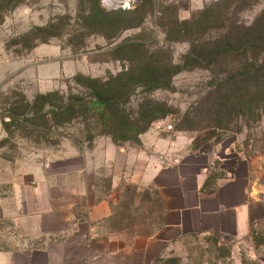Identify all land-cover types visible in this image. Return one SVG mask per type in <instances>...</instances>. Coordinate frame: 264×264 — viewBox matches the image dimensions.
Here are the masks:
<instances>
[{"label":"crops","instance_id":"0c3cea01","mask_svg":"<svg viewBox=\"0 0 264 264\" xmlns=\"http://www.w3.org/2000/svg\"><path fill=\"white\" fill-rule=\"evenodd\" d=\"M63 146L0 158V264H185L193 238L264 264V181L242 155L150 134Z\"/></svg>","mask_w":264,"mask_h":264},{"label":"rangeland","instance_id":"374dc122","mask_svg":"<svg viewBox=\"0 0 264 264\" xmlns=\"http://www.w3.org/2000/svg\"><path fill=\"white\" fill-rule=\"evenodd\" d=\"M202 1L198 5L192 0H136L137 5L130 12L136 9L141 12L125 26L126 30L116 32L115 36L113 29L87 24V17L98 13V9L114 11L104 9L100 0L0 1L3 19L0 22V158L11 159L20 154L45 157L59 152L65 143L90 145L94 141H111L109 136L98 134L100 130L85 127L81 120L44 130L43 122L32 119L31 115L18 122L3 119L1 115L19 99L18 94L25 95L28 101L36 94L54 91L80 94L84 90L74 83L76 75L103 80L117 74L129 65L126 60L129 55L116 47L129 40L140 44V50L147 51L156 65L192 66L176 74L167 88L146 94L137 90L135 101L148 98L164 104L170 111L165 118L152 123L137 141L122 145H138L140 137L150 134L184 141L192 150L228 148L245 157L264 181V106L257 104L251 114L231 107L225 114L219 112L225 102L224 95H228L227 88L238 78L243 66L241 60L228 57L193 66L185 60L188 43L183 38L176 39L172 26L175 19L192 18L220 2ZM219 8L225 9L226 16L237 23L264 19V0H224ZM141 19L142 23L134 27ZM208 36L217 38L219 32H209ZM210 46L211 43L205 45ZM256 67L264 74V63ZM44 90L50 91L43 93ZM135 110L126 113L136 115ZM144 232L147 231L141 230ZM232 249V243L222 240L193 238L187 240L178 254L185 264H232Z\"/></svg>","mask_w":264,"mask_h":264},{"label":"trees","instance_id":"16d2710c","mask_svg":"<svg viewBox=\"0 0 264 264\" xmlns=\"http://www.w3.org/2000/svg\"><path fill=\"white\" fill-rule=\"evenodd\" d=\"M222 1L204 8L192 18L182 21L175 19L172 26L176 39L180 41L183 38L188 43L185 60L193 66L200 67L201 62L211 64L217 59L228 57L241 60L240 65L243 66L238 78L227 88L228 95H224L225 102L219 112L225 114L231 107L251 114L257 104L264 106V74L256 67L264 63V19L258 17L249 24L237 23L226 16L227 7L222 10L219 8ZM139 12L136 9L108 13L98 9V13L87 17V24L94 28L113 29L115 36L116 32L126 30L125 26L132 23ZM2 20L0 16V22ZM142 21L139 20L134 27H138ZM212 31L219 32V36L211 39L208 34ZM207 43H211V46L205 47ZM116 48L119 52L128 51L129 55L126 57L129 65L117 74L103 80L76 75L74 83L84 90L80 94L64 95L54 91L36 94L32 101L18 94L16 96L19 99L1 117L18 122L31 115L32 119L43 122L44 130L81 120L85 127H92L100 130L98 134L109 136L115 145L137 141L138 136L146 132L152 123L165 118L170 111L164 104L148 98L135 101L137 90L141 89L146 94L167 88L176 74L192 65H156L147 51L140 50V44L130 43L129 40ZM133 108L136 109L134 116L131 113ZM126 110L131 112L126 113ZM27 120L24 122L27 123Z\"/></svg>","mask_w":264,"mask_h":264},{"label":"built area","instance_id":"2783aa9c","mask_svg":"<svg viewBox=\"0 0 264 264\" xmlns=\"http://www.w3.org/2000/svg\"><path fill=\"white\" fill-rule=\"evenodd\" d=\"M102 7L106 10H133L137 2L136 0H100Z\"/></svg>","mask_w":264,"mask_h":264}]
</instances>
